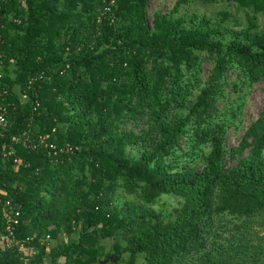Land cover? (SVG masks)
<instances>
[{
  "label": "trees",
  "instance_id": "1",
  "mask_svg": "<svg viewBox=\"0 0 264 264\" xmlns=\"http://www.w3.org/2000/svg\"><path fill=\"white\" fill-rule=\"evenodd\" d=\"M189 1L157 11L151 25V0H0L11 104L0 139V226L11 201L21 211L18 237H33L39 250L32 263L100 264L117 254L110 264H179L195 252L198 264L252 261L248 238L255 222L264 227V113L230 150L231 168L226 126L212 120L232 68L264 80V0L176 16ZM141 117L145 131L126 128ZM184 139L210 145L201 171L173 158ZM171 195L180 206L156 209ZM227 218L236 220L229 245L205 251ZM0 264L25 261L6 248Z\"/></svg>",
  "mask_w": 264,
  "mask_h": 264
},
{
  "label": "rangeland",
  "instance_id": "2",
  "mask_svg": "<svg viewBox=\"0 0 264 264\" xmlns=\"http://www.w3.org/2000/svg\"><path fill=\"white\" fill-rule=\"evenodd\" d=\"M177 2L178 0H151L149 4V20L151 25H153L157 11L171 13ZM225 10L231 13L235 12L234 6L224 0H190L180 9V12L175 13V15L191 16L197 13L202 16H217L219 12ZM244 20L245 19H242L243 22ZM259 25L260 29L264 28V16H261ZM242 26H246V24ZM213 65V62L209 59L203 61L202 77L205 81L211 75ZM224 94L225 96L219 103V111L212 121H215V123H223L226 126V146L228 150L226 166L231 168L236 164V161L229 155L230 150L240 144L250 125L264 113V80L257 83H250L238 68H232L226 79ZM125 126L129 131L140 133L147 129L146 118L141 117L136 121L131 120ZM195 148L197 149L195 150ZM209 150V144L195 146V143L192 142L191 144L188 139H184L176 156L173 158L178 160L182 166L195 167L201 171L205 166L203 158L208 155ZM132 152L137 154L138 151L132 149ZM187 153L192 155L187 156ZM180 205L181 198L171 195L163 196L155 207L166 213H172L174 209ZM229 220L230 218L222 219L221 227L220 225L216 226L217 229L212 233V236L207 239L205 251L212 250L214 245H220L222 243L226 246L229 245L228 239H230V233L234 230V225L236 223V220L235 222H229ZM229 229L231 232H229ZM65 238L68 239L67 237ZM248 239L252 245L250 248L252 261L246 264H264V227H260L258 223L255 222ZM111 243L112 241L108 242V247L111 246ZM200 255L201 253L195 252L194 254L182 258L179 264H198Z\"/></svg>",
  "mask_w": 264,
  "mask_h": 264
},
{
  "label": "built area",
  "instance_id": "3",
  "mask_svg": "<svg viewBox=\"0 0 264 264\" xmlns=\"http://www.w3.org/2000/svg\"><path fill=\"white\" fill-rule=\"evenodd\" d=\"M3 66V56L0 54V139L3 135V131L9 126L8 113L11 106V104L8 103L9 91L3 83ZM22 99L27 100L28 95H22ZM39 106L40 104H37V107ZM26 135L27 134H25V136ZM30 139L31 138L29 136L26 139L24 138V136L14 137V141L17 143L23 142L29 144ZM48 140L49 136L41 138V141L43 143H47ZM51 147L54 149L56 148V146L54 145H51ZM16 163L19 164V161L17 160ZM5 207L6 222L4 227L0 226V253L3 249L6 248L15 249L21 253L23 259L25 260L23 253L26 251V248L28 247V245H30L34 238L29 237L27 239H21L18 237V227L21 223V211L19 207L15 206L11 201H8Z\"/></svg>",
  "mask_w": 264,
  "mask_h": 264
},
{
  "label": "crops",
  "instance_id": "4",
  "mask_svg": "<svg viewBox=\"0 0 264 264\" xmlns=\"http://www.w3.org/2000/svg\"><path fill=\"white\" fill-rule=\"evenodd\" d=\"M64 236L65 235H63L62 237ZM55 243L56 242H54L53 245H55ZM38 252L39 250L37 248L32 247L31 245H28V247L26 248V251L23 253L25 257V260H24L25 264H52V261L50 258H46L43 262L32 263L31 259L33 260V258L38 255ZM60 264H62V262Z\"/></svg>",
  "mask_w": 264,
  "mask_h": 264
},
{
  "label": "water",
  "instance_id": "5",
  "mask_svg": "<svg viewBox=\"0 0 264 264\" xmlns=\"http://www.w3.org/2000/svg\"><path fill=\"white\" fill-rule=\"evenodd\" d=\"M118 261H119V256L117 254H113L106 259L100 260V264L117 263Z\"/></svg>",
  "mask_w": 264,
  "mask_h": 264
}]
</instances>
